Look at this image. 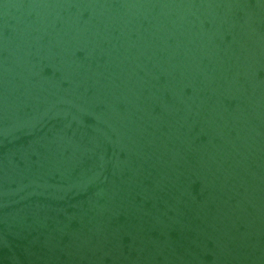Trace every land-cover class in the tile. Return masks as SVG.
<instances>
[{
    "label": "water",
    "instance_id": "95a60500",
    "mask_svg": "<svg viewBox=\"0 0 264 264\" xmlns=\"http://www.w3.org/2000/svg\"><path fill=\"white\" fill-rule=\"evenodd\" d=\"M0 264H264V0H0Z\"/></svg>",
    "mask_w": 264,
    "mask_h": 264
}]
</instances>
